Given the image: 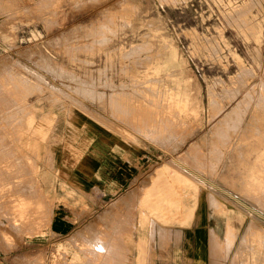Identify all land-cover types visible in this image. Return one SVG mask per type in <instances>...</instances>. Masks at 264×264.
<instances>
[{
	"label": "rangeland",
	"instance_id": "rangeland-1",
	"mask_svg": "<svg viewBox=\"0 0 264 264\" xmlns=\"http://www.w3.org/2000/svg\"><path fill=\"white\" fill-rule=\"evenodd\" d=\"M105 134L114 185L52 233L37 160ZM263 148L264 0H0V264H258Z\"/></svg>",
	"mask_w": 264,
	"mask_h": 264
},
{
	"label": "crops",
	"instance_id": "crops-1",
	"mask_svg": "<svg viewBox=\"0 0 264 264\" xmlns=\"http://www.w3.org/2000/svg\"><path fill=\"white\" fill-rule=\"evenodd\" d=\"M62 147V149L57 147L50 150L47 152L48 155L40 156L41 158L37 160L36 163V168L38 169L37 180L40 182L43 195L51 197L57 194L59 197L57 205L54 207L53 211L51 210L49 221V230L56 235H65L73 229V217L76 212V207L70 205V202L74 201L73 199L90 200L92 199L91 196L96 194L95 192H97V190L111 189L112 185H114L113 180H116L117 177V174L115 175L114 172L112 173L104 169L100 165V162L108 152L113 149H118V140L111 139L105 134L103 138L100 137L99 141H94L87 151H81L79 147H75L68 143L66 145L62 144ZM253 151H257L259 154H256V157L252 161L248 172L245 175V180H250L252 170L258 168V166L260 169L264 167V148ZM258 158H262L258 162L259 165L257 164ZM260 179L262 178L260 177ZM102 193L105 192L103 191ZM201 202L202 200L195 212L199 223H201L203 219L207 220V218L203 215V205H201ZM228 205H230L235 212H238L243 216L242 222L236 225L238 234L241 227L243 228L241 231L242 235L248 224L247 223L243 226L245 213L236 210L230 203H228ZM210 211L212 215V223L209 226L203 225L197 228H201V230L208 233L209 256L212 260H214V258L217 259L219 257H223L224 255V252L216 255L212 252V244L217 240L219 241V239L215 238L214 235L217 233L219 236H222L224 233L225 236L226 229H224V220L217 216L213 212L212 208H210ZM249 215L250 213L248 216ZM196 226L197 225H195V227ZM192 230L193 229L189 227V230L186 231L191 232ZM224 236L222 238H224ZM211 238H213L212 241ZM251 246L252 245H249V247ZM245 251H247V245H244L241 239L240 243H237L236 238L235 245L231 248V251H229L227 256L231 257L228 264H250V262L247 263L246 260L244 261L245 257H241V254H244L245 256ZM257 254L258 264H264V251L259 250Z\"/></svg>",
	"mask_w": 264,
	"mask_h": 264
},
{
	"label": "bare ground",
	"instance_id": "bare-ground-1",
	"mask_svg": "<svg viewBox=\"0 0 264 264\" xmlns=\"http://www.w3.org/2000/svg\"><path fill=\"white\" fill-rule=\"evenodd\" d=\"M169 49V48H168ZM182 96H184V94L182 95ZM184 97H186V96H184ZM188 97V96H187ZM184 99V98H183ZM189 99V97L186 99V100H188ZM185 100V101H186ZM184 101V102H185ZM188 102H189V100H188ZM188 105V103L186 104V106ZM194 106V105H193ZM183 107H184V105H183ZM188 107V106H187ZM188 108H190V107H188ZM187 108V109H188ZM194 109V108H193ZM195 109H196V107H195ZM197 111H198V109H196ZM253 121V120H252ZM258 176V174L257 173H255L254 175H253V177H252V182L251 183H253V182H261V180H254L256 177ZM262 182H264L263 180H262ZM256 184V183H255ZM261 184H264V183H261ZM250 189V188H249ZM264 189V185H262V187H260V188H257V187H254V188H251V191H253L256 195H254L253 197H251L255 202H257V204H258V206H261V207H263V209H264V196L263 197H258L257 195H258V193H262L263 190ZM252 224L253 223H251V226H252ZM250 226V227H251ZM253 227H255L254 225H253ZM253 230V229H252Z\"/></svg>",
	"mask_w": 264,
	"mask_h": 264
}]
</instances>
